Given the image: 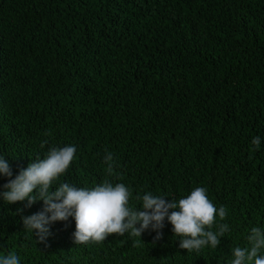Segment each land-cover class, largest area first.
Here are the masks:
<instances>
[{"label":"trees","instance_id":"trees-1","mask_svg":"<svg viewBox=\"0 0 264 264\" xmlns=\"http://www.w3.org/2000/svg\"><path fill=\"white\" fill-rule=\"evenodd\" d=\"M256 136L264 138V0H0V155L14 175L75 145L57 186L124 183L134 198L169 201L202 186L230 226L199 253L181 249L167 222L160 240L149 230L76 245L70 218L41 242L22 218L43 202L0 200V255L21 264H230L231 249L264 227ZM7 182L0 177V190Z\"/></svg>","mask_w":264,"mask_h":264},{"label":"clouds","instance_id":"clouds-1","mask_svg":"<svg viewBox=\"0 0 264 264\" xmlns=\"http://www.w3.org/2000/svg\"><path fill=\"white\" fill-rule=\"evenodd\" d=\"M264 138L256 136L251 141L259 149ZM77 147L66 145L49 149L43 159H37L14 175L9 159L0 155V177L8 182L0 190V200L6 205L27 202L31 207L43 202V209L22 218L24 231L38 236L44 242L50 226L56 222L75 220L73 242L76 245L100 243L110 235L129 234L141 239L151 230L155 239L163 238L165 223L172 225V232L179 237V247L187 252L199 253L204 248L215 249L221 238L230 231L224 206L217 207L209 198L205 187H196L179 199L167 200L166 195L147 192L133 197L130 186L105 181L94 187H77L57 182L76 159ZM109 172L115 161L112 153L104 156ZM14 177V178H13ZM133 199L140 201L137 208ZM247 245L231 249L230 264H264V227H252ZM0 264H21L15 253L0 255Z\"/></svg>","mask_w":264,"mask_h":264}]
</instances>
